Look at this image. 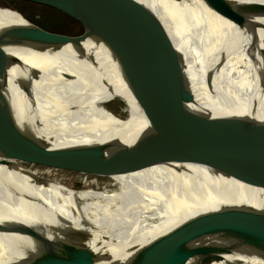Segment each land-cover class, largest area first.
<instances>
[{"label":"bare ground","instance_id":"bare-ground-1","mask_svg":"<svg viewBox=\"0 0 264 264\" xmlns=\"http://www.w3.org/2000/svg\"><path fill=\"white\" fill-rule=\"evenodd\" d=\"M207 1L218 12L205 0H146L180 60L150 42L141 21L134 25L126 12L120 19L139 55L160 64L171 60L153 56H168L174 62L166 63L186 67L196 104L215 122L211 144L240 166L241 151L231 140L247 137L251 146L246 118L254 114L249 107L255 92L263 95L256 114L264 117V14L239 3L264 0ZM20 20L18 10L0 5V32L18 29ZM81 48L93 52L96 61ZM219 60L224 63L214 83L236 100L233 105L218 104L206 88V70ZM0 72L22 125L54 147L81 144L73 156L54 160L0 137V264H125L148 256L157 257L156 264L182 259L192 264L203 253L220 256L207 264H264V250L257 245L264 244L258 191L199 159L198 118L184 122L181 144L147 148L150 157H162L164 163L120 173L82 156L86 146L94 143L100 155L114 158L103 140L116 132V124L151 129L157 121L182 115L144 101L91 43L79 49H0ZM20 88L33 92L37 108L28 107ZM118 101L123 106L112 110ZM229 117L239 118L231 130ZM214 208L239 219L224 228L250 243L247 249L203 216Z\"/></svg>","mask_w":264,"mask_h":264},{"label":"water","instance_id":"water-1","mask_svg":"<svg viewBox=\"0 0 264 264\" xmlns=\"http://www.w3.org/2000/svg\"><path fill=\"white\" fill-rule=\"evenodd\" d=\"M4 1V0H1ZM57 8L82 21L85 30L83 34L71 36L50 32L22 14L18 21L19 28L16 30H3L0 32V49L7 47H27L38 48H60L68 45L74 49H79L82 43H91L95 49H100L105 53L118 74L120 80L126 83L138 96L148 104L164 111L180 113L181 118L176 121H157L151 125V129H132L123 124H116L115 133L104 137V142L113 150L115 157L102 156L95 148L94 143H89L87 154L97 163L113 168L120 173L133 172L153 165H160L165 161L161 158L150 157L147 152L148 147H163L166 145H179L183 140V125L186 119L192 116L198 118V132L195 134L197 154L202 161L207 160L209 164L227 178H233L241 183L256 188L259 200L264 205V117L256 114V110L263 98L260 92H255L250 100V109L254 114L248 115L250 126L251 146L246 138L235 139L232 142L237 144L241 151L242 162L240 166H234L231 160L224 159L219 148L210 142L211 134H214L215 122L208 116L206 107L196 104L191 88L186 67L175 66L168 56L154 55L156 60L164 61V64L157 63L152 59L145 58L135 52L130 41L127 25L121 21V12H126L130 21L136 25L142 22L144 28L147 27L148 39L160 49L167 50L174 54L177 59H181L180 51L170 39L161 21L146 3V0H26ZM215 11L218 10L209 1L205 0ZM131 3V4H127ZM255 13L264 14V2H244L239 3ZM146 26V27H145ZM144 32V31H143ZM142 32V33H143ZM139 31V34H142ZM145 36V35H144ZM91 61H96L93 52H86L81 48ZM85 52V53H84ZM224 62H214L206 70L204 79L206 88L214 96L218 104L228 103L233 105L235 99L228 96L224 90L215 85L214 77L219 73ZM7 87L6 77L0 72V137L24 151L36 153L54 160H62L73 156L81 144H69L54 147L43 139L35 129L22 125L14 115L13 107L8 101L3 88ZM20 94L30 102L31 109L37 108L33 92L20 88ZM237 113L239 111H233ZM158 120V119H156ZM239 118L229 117L226 126L231 130L238 123ZM212 129V132L210 131ZM250 146V147H249ZM233 163L238 161L232 160ZM203 215L220 228L226 224L234 223L235 220L217 209H208ZM264 213V212H263ZM264 218V214H263ZM225 231V228H224ZM240 248L251 244L238 236L234 231L224 232ZM248 246H247V245ZM264 250V244H257ZM168 256V254H167ZM220 257L211 253H203L197 257L192 264H207L212 259ZM146 259V261H141ZM157 257H141L125 264H156ZM188 259L178 262H163L161 264H185ZM63 261V260H62ZM86 261H84L85 263ZM64 264H83L78 262ZM86 264V263H85Z\"/></svg>","mask_w":264,"mask_h":264},{"label":"rangeland","instance_id":"rangeland-1","mask_svg":"<svg viewBox=\"0 0 264 264\" xmlns=\"http://www.w3.org/2000/svg\"><path fill=\"white\" fill-rule=\"evenodd\" d=\"M214 2L223 0H212ZM1 7L7 6L18 10L25 18L32 21L39 27L50 32H56L65 35H81L85 27L79 19L48 5L30 2L26 0H4ZM264 60V56L262 57ZM111 105V104H110ZM123 106L121 101L112 104L111 108L114 111Z\"/></svg>","mask_w":264,"mask_h":264}]
</instances>
